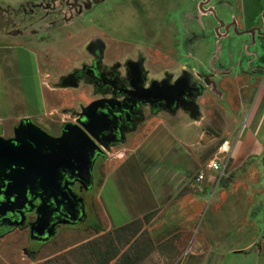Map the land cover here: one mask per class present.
<instances>
[{"label":"rangeland","instance_id":"1","mask_svg":"<svg viewBox=\"0 0 264 264\" xmlns=\"http://www.w3.org/2000/svg\"><path fill=\"white\" fill-rule=\"evenodd\" d=\"M91 1L94 8L105 0ZM178 1L176 14L172 13L173 19L160 12L142 13L122 7L120 11L110 13V17H104L106 20L104 22L110 30L102 29L98 33L106 34L107 42L121 53H127L128 45H131L129 42L136 41L138 37L142 39L144 36L149 42H154L156 56L159 52L162 57V62L152 63L149 66L147 64V68L165 72L171 64L170 61L177 57L178 62L172 63L173 65L186 66V70L193 74L194 78L205 82L206 91L204 98L198 100L200 114L196 121L201 122V128L206 136L201 141L203 148L200 152L201 168H194L191 173L205 172L207 179L214 177L213 183H206L203 190L207 184L210 185V192L213 188H219V194L223 199H239L246 202L260 199L263 196L264 177V162L261 157L251 156L235 169L230 153L226 154L229 163L225 173L219 171L209 173L206 165L215 157L224 142L230 141L232 148L234 141L244 129L248 117V113L246 114L243 109L245 106V104L243 106L245 98L243 93L249 91L250 88L258 90L264 78V35L262 34L264 0ZM42 14L27 19L26 23H35L33 27H25L24 21L21 23L22 18L14 25L12 22L16 20V15L0 14V33L11 32L15 34L13 37H19L21 35L19 29H23L22 34L28 35V39L33 44L44 43L45 60L41 65L47 75L45 79L48 80V74H52L49 82L45 83L49 86L45 85L50 104L48 110H52L59 101L58 98H61L60 94L68 92L64 89L67 87H61L58 82L67 76L69 70L75 65L87 60L83 48L88 38L95 36L96 32L88 33L82 26L54 31L56 29L54 26L51 27L43 22L36 24L37 18ZM169 23L177 28L178 44L174 47L169 46L165 42L166 38H163L167 33L165 27L168 29ZM233 24L239 34L231 27ZM58 38L60 39L57 40ZM47 45H50L53 50L51 54L58 53L61 57L47 55L49 50ZM15 51L19 53L7 58L8 62L5 61L10 64L7 66L9 71L7 73L12 76L9 85L6 83V88L8 90L10 88L9 91H13L15 95L11 96L0 91L1 118L32 113L35 111L34 105H37L38 110L44 113V108H41L37 77H26L37 71L35 58L31 53H23L22 50ZM109 60V62L115 61L114 56ZM16 74H19L20 78L15 79ZM216 85L222 86L221 94H215ZM49 88L53 91L50 92ZM15 90H18V93ZM28 90L34 94L29 101L24 95L26 91L28 93ZM87 91L90 92L87 88L82 90V93L89 100ZM52 94L56 95L54 100L51 99ZM65 96L68 98L63 103H70V106H74L80 97L72 95L71 92ZM94 97L92 95V98ZM20 101L26 106H22ZM58 105L61 107L62 102H58ZM74 107V110L80 111L79 106ZM57 114L46 115L44 119L51 123L56 119L66 117L62 113ZM184 121L193 122L188 117ZM18 122L20 120H6L0 123L6 130V134L11 135L12 125ZM153 125L139 127L137 143L143 142L145 150L150 149L160 153L162 146L158 148V143H161L162 139L158 138L157 134L153 137L150 135L149 139L147 137ZM182 125H173L178 135L187 134L190 139L188 143L199 140L200 127L189 125L185 130ZM114 152H116L113 153L114 156H108L106 173L103 177L122 155V147L116 148ZM225 161L227 160L223 162ZM140 172L142 169L138 170L132 166L130 169L127 166L120 172L107 176L101 197L114 226L122 225L123 221L130 218L128 204L129 202L135 204L136 197L134 196L139 197V191L142 196L146 195ZM102 181L101 178L99 184ZM197 189V185L190 188V197L200 198L202 196L203 191L200 189L197 191ZM212 193L205 197L210 203L216 199L214 192ZM94 208L97 212L95 218L98 223L96 225L76 230H64L55 240L45 246L33 245L29 239L28 230H15L0 238V264H187L194 262L193 258H196V255L191 253V249H197V241L202 240L206 243L205 246L213 242L212 232L216 228V222H212L210 213L205 217L203 215L195 217L197 215L184 213L166 216L159 214L155 219L145 218L144 221L138 220L121 228H113L105 217L99 202L97 204L95 202ZM240 209L242 211L243 208ZM253 225L251 223L248 226L254 230ZM197 229H199L198 235ZM198 249L201 250L199 247Z\"/></svg>","mask_w":264,"mask_h":264},{"label":"flooded vegetation","instance_id":"2","mask_svg":"<svg viewBox=\"0 0 264 264\" xmlns=\"http://www.w3.org/2000/svg\"><path fill=\"white\" fill-rule=\"evenodd\" d=\"M20 3L16 7L7 0H0V14H6V16L10 12L23 14L26 17L22 20L23 25L33 27L35 23H26L27 19L43 13L37 18L36 24L43 22L51 27L54 26L56 28L54 31L82 26L88 33L96 32L95 36L88 38L83 48L87 60L75 65L69 70L67 76L58 82L61 87H67L64 88L67 91L77 89L82 91L88 88L89 100L83 96V93L74 104L80 107V111L74 110L75 107L68 103L59 111L66 117L56 119L51 123L47 119L41 121L29 119L44 133L57 139L63 136L64 128L68 124L81 128L92 126L95 133L92 141L99 148L91 155L89 146L81 140L78 141L82 143L80 146L83 144L85 146L78 151H73L69 148L76 146L77 141L72 139L70 144L65 145L68 149L63 151L64 160L60 158L58 149L55 150L56 155H52L47 161L40 159L41 164L38 167L40 172L58 173L61 176L58 181L59 189L54 187L52 180L49 182V185H53V189H56L58 197L53 198L49 197V194H44L41 189L43 183L39 179L36 195L29 196L28 201L21 205L20 210L7 211L4 215L0 211V238L15 230H28L32 244L41 247L51 243L64 230H76L96 225L98 223L95 218L97 212L94 208L95 202L97 204L96 192L99 181L106 170L108 156L115 153L114 150L149 118L160 115L174 118L179 114H187L191 117L189 108L192 102L198 105L199 98L205 92L195 97L192 90H181L180 88L177 89L178 91L175 90V87L194 78L193 74L186 70V66L173 65L174 62H178L177 57L170 61L171 64L165 72L147 68V64L149 66L152 63L162 62V57L159 52L156 56L154 42H149L146 37L143 36L142 39L138 37L136 41L129 42L131 45H128L127 53H121L107 42L106 34L98 33L102 29L110 30L104 22L105 18L110 17L112 12L120 11L122 7L142 13L160 12L173 19L172 13L176 14L175 9L179 6L178 0H105L94 8L91 0H24ZM4 4L6 6H3ZM170 26L169 23L168 29L165 27L167 33L163 38H166L165 42L169 46L174 47L178 44L177 28ZM231 27L239 34L235 24ZM262 34L264 35V29ZM112 54L115 61L109 62V58L113 57ZM259 69H261L260 66ZM202 83L205 85V82ZM92 95L95 97L92 98ZM66 98L61 97L60 101L62 99L65 101ZM91 105H94L91 111L86 116H82L83 111ZM107 115L111 117V122L106 126H100L105 129L101 133V128L97 124L93 125L91 120L97 121V118ZM22 120L12 125L11 135L6 134V130L0 123V136L13 139L15 129ZM86 157L91 163V178L88 181L84 175ZM79 171L82 176H77ZM2 202L3 199L0 196V205ZM39 215H43L44 220L36 224Z\"/></svg>","mask_w":264,"mask_h":264},{"label":"crops","instance_id":"3","mask_svg":"<svg viewBox=\"0 0 264 264\" xmlns=\"http://www.w3.org/2000/svg\"><path fill=\"white\" fill-rule=\"evenodd\" d=\"M7 1L17 7L21 4L20 1L24 0ZM6 5L4 4L3 6ZM9 15H16V20H12V23L16 24L20 18H22L21 20L26 18L23 14L19 13L10 12ZM22 30L23 29H19L21 32L19 37H13L15 34H11V32L5 34L0 33V91L2 90L3 93L11 96L15 95L13 91H9L11 90L10 88L9 90L6 88V83L9 85V80L12 77L7 73L9 72L7 66L10 65L7 63V58L13 56L15 53H19L15 50H22L24 51L23 53H31L38 67L36 73H30L26 75V77H37L41 108H44V113H41L37 105H34L35 111L32 113H21L15 117H0V122H5L6 120H22L24 118L42 120L46 115H55L59 113V109L66 107L65 103H62V105H60L61 107H58V102H65L68 98V96L65 95L69 94V92L60 94L62 98L67 97L66 100L64 101L62 99V101H60L58 98L59 101H57V106L55 105L52 110H48L50 104L47 98L46 86H49L45 83L49 82L52 74H48L49 79L47 80L45 79L47 75H45L44 69L42 70L43 65L41 64L45 60V53H43L44 43L37 42L33 44L30 42L31 40L28 39V35L22 34L24 33V30ZM59 39L60 38L57 40ZM46 47H49L47 55L61 57L58 53L51 54L53 50H51L50 45ZM5 61L7 62L5 63ZM14 77L15 79L20 78L19 74H16ZM221 87V85H216V87H214L215 94L222 93V90H220ZM15 91L18 93V90ZM49 91L51 92L53 89L49 88ZM68 91H72L71 93L74 96L81 97L83 94L80 89ZM24 95L27 96L26 100L28 99L29 101L34 94L28 90V93L26 91ZM204 95L202 96L203 98ZM243 95H245L243 103V106L244 104L245 106L243 109L246 111V114L248 113V117L244 129L236 138L230 150V157L233 160V167L235 169L244 164L251 156H255L256 158L261 157V160L264 162V78H262L258 90L250 88V90L243 93ZM21 96H23V94ZM54 97H56V95L52 94L51 99L54 100ZM21 105L24 107L26 106L25 103H21ZM186 117L192 119L187 114H179L174 118L158 116L152 118V120L148 119L145 123L140 125L151 127V125L154 124L147 137L149 139L150 135L153 137L157 134L158 138L162 139L161 143H158V148L162 146V151L160 153H156L154 150L150 149L145 150L143 148V142L137 143L138 134L140 133L139 130L129 135L127 139H125V142L118 146L122 147L123 153L120 158L115 161L114 167L107 172L106 176H102L103 181L98 185L96 192V200L99 202L105 217L111 224V227L120 228L138 220L144 221L145 218L150 219L153 217L155 219L159 214H164L166 216L175 215L177 213L182 215L184 213L197 215L195 217H202V215L205 217L210 213L209 216L212 222H216V228L212 232L213 242H209L207 246H205L206 243L202 242V240L197 241V249H191V253L196 255V258H193L194 262L187 264H264V177L262 183V198L248 202L239 199H223L219 194V188H213L210 192L209 184H207V187L203 190L206 183H213L214 177L207 179L206 173L204 172L205 179L202 182H196V178L200 173L192 174L191 171L194 168H201L200 152L203 149L201 141L204 140L206 134L201 128V122L192 119L193 122L187 123L184 121ZM174 124H183L182 126L185 127V130L189 125H193L197 128L200 127L201 131L198 133L199 140L188 143L190 139L187 137V134L184 136L181 134L178 135L175 132ZM109 156H114V154ZM127 166H129L130 169L131 166L138 168V170L142 169L140 173L146 195L142 196L140 191L138 192L137 190L139 197L136 195L134 196L136 197L134 199L136 200L135 204L130 202L128 204L130 218L123 221L122 225L114 226L113 220H110L107 213L101 193L107 176L109 174L118 173ZM207 171L209 173L214 172L212 170ZM104 173H106V170ZM196 185L200 191H203L200 198L190 197V188L196 187ZM130 190H132V188ZM212 192H214V197H216V199L212 200L210 203V201H206L205 197ZM205 208H207V210H205ZM240 208H243L242 211ZM245 221L247 222L246 224ZM251 223L254 224V230L248 226ZM199 229L196 231L197 235L199 234ZM198 247L201 250H199Z\"/></svg>","mask_w":264,"mask_h":264},{"label":"water","instance_id":"4","mask_svg":"<svg viewBox=\"0 0 264 264\" xmlns=\"http://www.w3.org/2000/svg\"><path fill=\"white\" fill-rule=\"evenodd\" d=\"M178 88L181 90H192L195 97L201 96L206 90L204 83L197 78L175 87V90ZM93 106L87 107L83 111L82 116H86ZM189 111L192 119L196 120L199 117V106L194 102H192ZM91 121L93 125L106 126L111 122V117L107 115L97 118V121L93 119ZM100 130L101 133L105 131L103 128ZM94 134L92 126L81 128L74 124H68L64 128L63 136L57 139L44 133L29 118H24L15 129V137L13 139H5L0 136V190L5 188L4 191H0V196L3 199L0 205L1 214L4 215L7 211L13 212L16 209L20 210L21 205L28 201L29 196L36 195V186L39 179L42 180L43 186L41 189L44 194L57 198L56 189H59L58 181H60L61 176L58 173L40 172L38 169L41 164L40 159L47 161L52 155H56L55 150L58 149L60 158L64 160L63 151L68 149L65 145L70 144L72 139L77 141V145L71 146L70 150L78 151L83 148L85 145L80 146L82 143L78 142L82 140L89 146L91 155H93L95 150L99 148L92 141V138H95ZM85 161L84 168L86 172L84 175H86L88 181L91 178V163L87 157ZM77 176H82L81 171L77 173ZM50 180H52L56 189H53V185H49ZM43 218V215H39L36 224L41 223L44 220Z\"/></svg>","mask_w":264,"mask_h":264},{"label":"built area","instance_id":"5","mask_svg":"<svg viewBox=\"0 0 264 264\" xmlns=\"http://www.w3.org/2000/svg\"><path fill=\"white\" fill-rule=\"evenodd\" d=\"M231 150V146L229 142H224V144L221 146L220 150L218 153L213 157L206 165L207 170H212V171H219L222 173H225L228 163H229V158L226 156V154H229ZM224 160H227L223 162ZM205 179V173L201 172L197 178L196 182H202Z\"/></svg>","mask_w":264,"mask_h":264},{"label":"trees","instance_id":"6","mask_svg":"<svg viewBox=\"0 0 264 264\" xmlns=\"http://www.w3.org/2000/svg\"><path fill=\"white\" fill-rule=\"evenodd\" d=\"M129 225V224H128ZM127 226V225H126ZM124 227V226H123ZM121 228V227H120Z\"/></svg>","mask_w":264,"mask_h":264},{"label":"bare ground","instance_id":"7","mask_svg":"<svg viewBox=\"0 0 264 264\" xmlns=\"http://www.w3.org/2000/svg\"><path fill=\"white\" fill-rule=\"evenodd\" d=\"M1 62V61H0Z\"/></svg>","mask_w":264,"mask_h":264}]
</instances>
